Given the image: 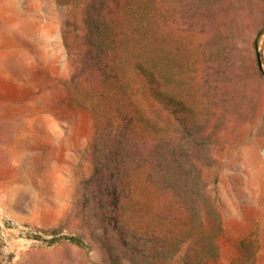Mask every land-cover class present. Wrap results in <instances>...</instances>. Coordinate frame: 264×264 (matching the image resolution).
I'll list each match as a JSON object with an SVG mask.
<instances>
[{"label": "trees", "instance_id": "trees-1", "mask_svg": "<svg viewBox=\"0 0 264 264\" xmlns=\"http://www.w3.org/2000/svg\"><path fill=\"white\" fill-rule=\"evenodd\" d=\"M243 2L89 1L74 69L60 84L95 118L92 172L77 208L107 264H206L219 256L223 222L198 157L216 138L210 117L218 129L223 114L201 121L195 106L202 89L207 106L229 104V60H217L227 58L229 37L244 35L257 56L258 37L241 30ZM40 234L26 232L48 246L86 245L82 234ZM254 250L243 240L238 264Z\"/></svg>", "mask_w": 264, "mask_h": 264}, {"label": "rangeland", "instance_id": "rangeland-1", "mask_svg": "<svg viewBox=\"0 0 264 264\" xmlns=\"http://www.w3.org/2000/svg\"><path fill=\"white\" fill-rule=\"evenodd\" d=\"M89 1L0 0V264H107L77 208L92 172L95 118L60 84L74 69ZM243 3L241 30L258 37L264 68V0ZM243 38L229 37L227 58L217 57L229 60L228 106H207L206 89L195 106L201 121L223 114L218 129L210 117L216 138L198 157L223 222L219 256L206 264H238L245 239L255 250L244 264H264V79ZM29 230L82 234L86 245L48 246Z\"/></svg>", "mask_w": 264, "mask_h": 264}, {"label": "water", "instance_id": "water-1", "mask_svg": "<svg viewBox=\"0 0 264 264\" xmlns=\"http://www.w3.org/2000/svg\"><path fill=\"white\" fill-rule=\"evenodd\" d=\"M257 63L259 65V68L264 72L263 64H262V59H261V53L259 50L257 51Z\"/></svg>", "mask_w": 264, "mask_h": 264}]
</instances>
